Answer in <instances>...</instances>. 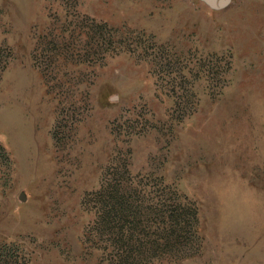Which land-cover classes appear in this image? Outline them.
<instances>
[{
	"label": "rangeland",
	"instance_id": "1",
	"mask_svg": "<svg viewBox=\"0 0 264 264\" xmlns=\"http://www.w3.org/2000/svg\"><path fill=\"white\" fill-rule=\"evenodd\" d=\"M175 209L179 244L157 232ZM4 245L264 264V0H0Z\"/></svg>",
	"mask_w": 264,
	"mask_h": 264
},
{
	"label": "trees",
	"instance_id": "2",
	"mask_svg": "<svg viewBox=\"0 0 264 264\" xmlns=\"http://www.w3.org/2000/svg\"><path fill=\"white\" fill-rule=\"evenodd\" d=\"M116 202L119 206V208L116 209L117 213L120 214V212H125L126 209H131L132 204L128 201V199H123L119 196L118 199H116ZM115 211V212H116ZM167 224H162L161 226L157 227V232L166 234V241L168 242H174L175 244H179V242H182V233L185 231V228L191 223L192 218L183 219V215L177 214V209L171 210L169 217L167 219ZM162 236H159L157 240L155 241L156 244H163L161 242ZM154 244V243H153ZM152 246V245H151ZM0 264H18L17 260L18 258L13 257L9 254V251H7V247L4 245L3 248H0ZM13 257V258H12Z\"/></svg>",
	"mask_w": 264,
	"mask_h": 264
},
{
	"label": "water",
	"instance_id": "3",
	"mask_svg": "<svg viewBox=\"0 0 264 264\" xmlns=\"http://www.w3.org/2000/svg\"><path fill=\"white\" fill-rule=\"evenodd\" d=\"M223 0H220V3H222Z\"/></svg>",
	"mask_w": 264,
	"mask_h": 264
}]
</instances>
